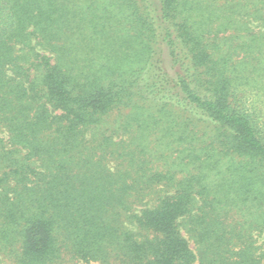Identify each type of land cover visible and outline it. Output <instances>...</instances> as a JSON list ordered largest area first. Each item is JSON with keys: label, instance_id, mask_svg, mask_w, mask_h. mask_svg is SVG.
<instances>
[{"label": "trees", "instance_id": "trees-1", "mask_svg": "<svg viewBox=\"0 0 264 264\" xmlns=\"http://www.w3.org/2000/svg\"><path fill=\"white\" fill-rule=\"evenodd\" d=\"M264 264V0H0V264Z\"/></svg>", "mask_w": 264, "mask_h": 264}, {"label": "rangeland", "instance_id": "rangeland-1", "mask_svg": "<svg viewBox=\"0 0 264 264\" xmlns=\"http://www.w3.org/2000/svg\"><path fill=\"white\" fill-rule=\"evenodd\" d=\"M82 264H98L96 262H91V263H82Z\"/></svg>", "mask_w": 264, "mask_h": 264}]
</instances>
